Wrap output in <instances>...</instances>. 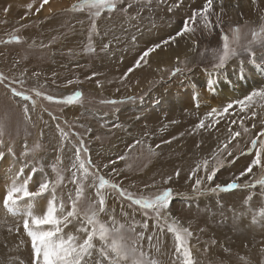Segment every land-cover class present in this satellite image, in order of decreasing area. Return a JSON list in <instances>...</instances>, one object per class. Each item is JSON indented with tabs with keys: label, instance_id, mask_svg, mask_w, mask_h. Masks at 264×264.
Wrapping results in <instances>:
<instances>
[{
	"label": "rangeland",
	"instance_id": "rangeland-1",
	"mask_svg": "<svg viewBox=\"0 0 264 264\" xmlns=\"http://www.w3.org/2000/svg\"><path fill=\"white\" fill-rule=\"evenodd\" d=\"M62 1L65 2L60 8L44 16L42 8L36 11L42 0H34L32 10L27 8L30 0H22L21 4L0 0V74L5 77L0 83V126L4 133L0 137V264H32L31 240L24 231L23 216H13L3 206L7 186L13 180L23 183L28 179L29 190L36 191L44 180L56 179L51 168L56 164L65 176L57 196H62L67 206L68 194H74L75 189L70 182L71 172L75 171L71 164L81 143V159L91 161L90 172L98 171L135 197H151L163 188L173 190V199L159 223L154 213L149 211L146 216L144 210L118 192L105 191L108 213L126 228L135 221L136 231L145 235L140 242L143 250L160 264H179L173 235L166 227L161 231L165 215L168 222L175 218L193 233L189 244L196 264H245V260H249L246 264H264V217L259 215L264 209V185L244 187L264 177V168L254 166L251 173L239 175L251 163L255 150L242 153H248L253 139L258 141L257 147L259 140L264 139L258 135L264 131V103L244 111L234 104L227 114L205 119L211 109L222 111L228 103L264 87L257 86L264 83V49L254 46V57L241 52L223 69L216 70L211 50L220 46L221 29L209 34L199 22L193 25L189 21L190 26L196 27L197 37L186 33L175 41L185 38L192 47L190 52L172 50L175 41L169 37L175 36L206 0H122L116 11L102 12L98 18L89 16L87 9L68 10L78 0ZM258 4L255 8L251 0H223L222 4L214 0L210 20L215 24L218 14L221 28L229 36L230 30L239 26L243 46L251 39L250 29L264 23L260 19L264 0H258ZM93 19L96 29L89 41ZM13 35L19 36V42H7ZM165 40L169 43L164 44ZM155 44L161 47L149 54L147 63L142 61L140 67H134ZM173 53L176 59L171 57ZM255 58L263 63L253 62ZM251 67L259 71L252 74L256 81L248 76ZM129 68L133 71L128 72ZM176 69L180 71L173 75ZM232 69L253 88L244 84L241 90H245L231 101L210 106L213 98L205 96L208 81L232 83L227 76ZM15 82L18 90L30 91V100L13 95L11 85ZM36 91L57 99L79 92L77 99L82 100L58 109L51 102L38 103ZM253 111L257 113L255 117ZM202 119L211 127L197 129ZM233 132L239 136L233 138ZM209 136L215 140V147L207 143ZM9 147L14 155L9 153ZM24 152L28 154L22 155ZM204 160L209 162V171L217 169L211 182L204 179ZM198 164L201 167L193 174ZM168 177L172 179L164 184ZM197 178L202 179V184L193 192ZM232 181L241 187L227 192L208 191L216 184ZM92 182V177L84 182L86 198L80 204L82 210L87 206V197L95 198L94 188L89 187ZM249 196L251 199L247 200ZM48 198L46 194L36 201H22L21 209L33 203L34 213L42 214ZM101 219L107 221L108 214H102ZM144 222L147 229L141 226ZM69 231L75 232V228L65 229ZM125 235L133 236L127 232ZM148 236L153 237L151 244L158 246L159 252L150 247ZM233 246L240 248L235 250Z\"/></svg>",
	"mask_w": 264,
	"mask_h": 264
},
{
	"label": "snow or ice",
	"instance_id": "snow-or-ice-1",
	"mask_svg": "<svg viewBox=\"0 0 264 264\" xmlns=\"http://www.w3.org/2000/svg\"><path fill=\"white\" fill-rule=\"evenodd\" d=\"M48 2L49 0H42L40 7L36 8V11L39 12ZM121 2L122 0H78V3L73 4L71 9L68 10L83 11L87 9L89 16L98 18L101 16L102 12L106 11L112 13L116 11L117 4ZM213 2L214 0H206L201 9L194 10L192 16L185 20L181 30L178 31L175 36L169 37V40L174 42L176 37L183 36L186 33H194L196 27L190 26L189 21H191L193 25L199 22L209 34L214 29L220 28V46L211 50L213 60L215 61L213 68L216 70L223 69L230 60L234 57H238L241 52L247 53L249 57H254V46L264 49V23H261L258 28L250 29L251 39L247 41V44L241 46V29L239 26L233 27L230 30L231 36H229V34L225 33L221 28L218 14L215 24L210 20V15L213 14ZM222 2L223 0H220L221 4ZM251 4L255 6V8L259 7L258 0H251ZM32 7V3L27 5L28 9ZM4 11L7 12L8 9L5 8ZM169 11H171V9H169ZM221 11H223V8H221ZM261 11L264 12V9ZM260 19L264 21V15H261ZM95 29L96 22L95 19H93L92 29L89 33V41H91L92 31H95ZM19 39L18 36L13 35L7 42H19ZM169 40H165L163 43L167 44ZM193 43H195V41H193ZM105 47H107V45H105ZM160 47V44H155L148 48L136 61L134 67H140L142 61L147 63L146 58L149 54ZM88 50L92 49L89 48ZM203 54L204 53H201V55ZM132 71L133 68L128 69V72ZM178 71H180V69H176L172 74L175 75ZM125 76H127V73H125ZM4 79L5 77L0 74V83H2ZM68 83H72V81ZM213 84L214 81L210 79L208 81L209 87ZM12 93L15 96L22 97L24 100L31 99V97L16 91L14 88L12 89ZM35 94L36 96L42 95L39 91H36ZM80 95L81 94L77 92L74 96L67 97L66 102L71 103ZM45 99L51 101L53 97L46 96ZM258 100L264 101V87L253 89L245 95L243 99L228 103L224 106L222 111H218L216 108L211 109V111L206 114L205 119L212 117L214 114L220 116L227 114L234 104L240 105L241 111H244L247 108H251ZM107 102L116 103V101ZM33 105H35V101H33ZM24 113L27 118V107L24 108ZM256 115L257 113L253 111L252 116L255 117ZM232 123H235V121ZM205 127H211V125L206 126L204 119L196 125L197 129ZM244 130L245 132L248 131L247 128ZM3 134V127L0 126V137H2ZM62 135L66 134L62 133ZM258 135L264 136V131ZM236 136H239V133L233 132L232 137L234 138ZM173 139H175V137H173ZM0 143H2V141H0ZM257 143L258 141L253 139L248 153H242L249 154L255 150V156L251 163L239 174L241 177L251 173L254 166L264 168V139L259 140V147H257ZM82 147L83 144L81 143V147L76 149L75 160L71 164V169H75V171L71 172L70 182L75 185V189L74 194L72 192L68 194L67 206L64 198L62 196H57V189L64 183L65 176L58 169L56 164L51 165L56 179L44 180L38 185L36 191L29 190L28 179H25L23 183H17L13 180L11 185L6 188V193L3 197V206L9 214L13 216H23L24 231L31 240L32 264H160L158 260L150 256L149 252L143 250V246L140 242L145 239V235L143 232L136 231L135 221H132L126 228L125 224L116 220L114 214L108 213L105 191L111 189L118 192L121 197L129 200L132 205H137L141 210H144L146 216L149 211L154 213V218L156 222L159 223L162 212H165L169 208L170 202L173 199V190L171 188H163L151 197H135L132 193L122 189L118 184L98 174V171L96 173L90 172L89 168L92 166L91 161L81 159ZM36 148H39L38 144ZM226 148L227 144L224 145V149ZM8 151L14 155L11 147H9ZM84 151L86 152L87 149H84ZM27 154V152L22 153V155L25 156ZM213 155L215 157V153ZM229 155H231V153H229ZM0 158H2V154H0ZM121 159H123V157ZM57 160L59 161V157ZM202 163L206 173L204 179L208 182L213 181L217 169L213 167L211 171H209L208 160H204ZM105 167H107V165H105ZM200 167L201 165L198 164L197 167L193 169V174H195ZM35 171L36 169L33 168V172ZM22 173L23 169L20 170V174ZM176 175L179 176V171H177ZM89 177L93 178V182L89 187L94 188L95 198L87 197V206L82 210L80 204L86 198L84 182ZM171 179V177L166 178L163 181L164 184H168ZM237 179H239V177H237ZM201 184L202 179L197 178L193 185V192H197ZM256 184L264 185V177L257 180L255 184L249 185L246 183L244 187H255ZM239 187H241V185L236 181H232L226 185L216 184L215 187L209 188L208 191L213 193L227 192ZM46 194L49 198L47 199L42 214L34 213L33 203H28L25 209H21L22 201H36L37 198H43ZM198 194L203 195L204 192H199ZM250 199L251 196L247 198V200ZM247 200L245 202H247ZM102 214H108L107 221L101 219ZM122 214L127 215L126 213ZM259 215L264 217V209L260 210ZM253 219L255 222V217ZM70 226L75 228V232H65V229ZM141 226L147 229L148 224L144 222ZM165 227L167 232L171 233L174 238L176 261H178L179 264H196L189 244V239L193 236L190 229L182 226L175 218H173L171 222H168L167 215L164 216V225L161 226V231H163ZM125 232L133 234L132 238L126 236ZM147 240L149 241L150 247H155L157 252L160 251L158 246L151 244L153 240L152 236H148ZM241 259L243 260L244 258L241 257ZM21 264H23V262H21Z\"/></svg>",
	"mask_w": 264,
	"mask_h": 264
},
{
	"label": "bare ground",
	"instance_id": "bare-ground-1",
	"mask_svg": "<svg viewBox=\"0 0 264 264\" xmlns=\"http://www.w3.org/2000/svg\"><path fill=\"white\" fill-rule=\"evenodd\" d=\"M22 0H16L17 3L21 4ZM24 1V0H23ZM27 1V0H26ZM37 1V0H36ZM187 1V0H186ZM21 2V3H20ZM30 2L32 4H34V0H30ZM65 1H60V0H49V2L42 8L41 10V14L44 15V16H47L49 15L50 13L54 12L56 9L60 8L62 6V3H64ZM28 3V2H27ZM188 3V1H187ZM29 4V3H28ZM184 4V3H183ZM37 6V5H36ZM244 6V5H243ZM34 7V5H33ZM26 9V7H25ZM24 9V10H25ZM214 9V8H213ZM32 10V8H31ZM34 10V9H33ZM231 13V12H230ZM238 13V12H237ZM216 14V13H215ZM233 14V13H232ZM247 15V14H246ZM235 16V15H234ZM245 18V17H243ZM225 19V18H224ZM248 21V20H247ZM250 28V26H249ZM194 35V33H191ZM195 37H197L196 35H194ZM185 38H180V40L178 41H175V43L173 44L174 45V48L171 47L172 50H175V51H178V52H183V53H186V52H190V49L192 47H189V43L187 45V41H184ZM43 41V40H42ZM42 43V42H40ZM169 45V44H168ZM169 49L167 51V54L169 53ZM192 51V50H191ZM166 55V54H165ZM171 57L173 59H176L177 58V55H175L174 53L171 54ZM263 58V57H262ZM254 62L255 63H263L261 61V59H257L255 58L254 59ZM247 65V64H246ZM260 65V64H259ZM261 65H264V64H261ZM248 69V68H247ZM238 70H241L240 68H238ZM258 70H254V67H251V69H248V76L251 77V79L255 80L256 79L254 77H252V74H258ZM231 75H227L229 77V79L231 80L232 83H229L228 81L226 83H223L224 81L220 82V80H215L216 82H214V86L212 85L211 87H209L207 93L205 94L206 97H211L213 98V101L209 104L210 106L212 107H216L218 106L219 103H224L225 101H231L233 98H235L240 92L244 91V90H241L242 88H244V84H246L247 86L246 87H249V88H253V85L251 86V84H249L248 81H245V79L243 78H240L238 77V74L236 72H233V69L232 71L230 72ZM245 73V71H244ZM223 77V76H222ZM261 78V77H260ZM263 79V78H261ZM247 80V79H246ZM252 80V81H253ZM116 81V80H115ZM243 81V82H242ZM245 81V82H244ZM261 82V81H260ZM216 83V85H215ZM217 83H219L220 86H217ZM104 84V83H103ZM231 84V85H230ZM264 83H258L257 86H260V85H263ZM198 85V84H197ZM234 85V86H233ZM104 86V85H103ZM233 86V87H232ZM241 90V91H240ZM249 91V90H248ZM211 92V94H210ZM241 95V94H240ZM198 97L200 98V92L198 93ZM205 99V98H204ZM264 103V101H257L256 103V106L258 107L260 104ZM261 124V123H260ZM206 133H208V131H205ZM206 136L203 135L202 139H205ZM209 145H215V140H212L209 136L208 138V142H207ZM218 143V142H217ZM217 145V144H216ZM215 147V146H214ZM246 158V157H244ZM195 159V158H194ZM202 222V221H201ZM202 223H200L201 225ZM236 242V241H235ZM240 242V241H239ZM233 243V241H231V244ZM241 243V242H240ZM235 247V250H238L240 247H237V246H233ZM241 248L243 249V247L241 246ZM249 260H245V264L248 263Z\"/></svg>",
	"mask_w": 264,
	"mask_h": 264
},
{
	"label": "trees",
	"instance_id": "trees-1",
	"mask_svg": "<svg viewBox=\"0 0 264 264\" xmlns=\"http://www.w3.org/2000/svg\"><path fill=\"white\" fill-rule=\"evenodd\" d=\"M15 36H18V35H15ZM19 37V36H18ZM11 38V37H10ZM20 40V39H19ZM12 42H16V41H12ZM17 85H19L18 83H14L13 84V86L11 85V88L13 89H16V91H20V92H23L25 95H27V96H29V97H31L32 98V95L30 94V91L28 92V91H22V88L20 89V90H18L17 88H16V86ZM10 91H11V89H10ZM45 97L46 96H44V95H40V96H38V103H40V104H43V103H49V102H51L52 104H55V106L56 107H58V109H59V106H61V107H63V106H66V105H68V102H66V98L67 97H69V96H67L66 98H62V99H57V98H53V100H51V101H49V100H47V99H45ZM80 100H82V98H79V99H74L71 103H75V102H79ZM101 103H105V102H101ZM107 104H110V103H108L107 102ZM46 105V104H45ZM124 198V197H123ZM124 199H126V198H124Z\"/></svg>",
	"mask_w": 264,
	"mask_h": 264
}]
</instances>
